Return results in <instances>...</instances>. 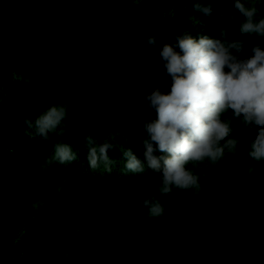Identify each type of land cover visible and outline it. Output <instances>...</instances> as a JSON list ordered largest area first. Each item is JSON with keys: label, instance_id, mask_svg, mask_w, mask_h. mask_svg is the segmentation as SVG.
<instances>
[{"label": "trees", "instance_id": "obj_1", "mask_svg": "<svg viewBox=\"0 0 264 264\" xmlns=\"http://www.w3.org/2000/svg\"><path fill=\"white\" fill-rule=\"evenodd\" d=\"M212 6L208 17L193 0H0V264H264V159L248 155L259 126L222 115L238 149L185 166L198 193L160 194L169 154L153 143L161 171L144 155V125L157 119L146 97L172 84L164 44L239 40L242 59L264 50V37L240 33L246 18L233 3ZM253 6L264 19V0ZM51 106L66 107L64 135L45 140L35 120ZM88 135L111 145L95 169ZM58 143L76 159L54 158ZM130 155L143 172L126 169ZM153 196L159 217L140 203Z\"/></svg>", "mask_w": 264, "mask_h": 264}, {"label": "clouds", "instance_id": "obj_2", "mask_svg": "<svg viewBox=\"0 0 264 264\" xmlns=\"http://www.w3.org/2000/svg\"><path fill=\"white\" fill-rule=\"evenodd\" d=\"M214 0H193L196 11L211 17ZM225 2V0H224ZM246 18L240 24L241 34H256L264 37V19L255 21L258 9L246 8L245 4L259 3L260 0H229ZM222 36L226 32H221ZM148 43L155 44V37H149ZM181 52L170 44H164L160 52L166 62L165 68L172 78L170 93L160 89L150 92L146 99L150 108L155 109L157 119L146 122L144 127L149 140H145L144 153L149 168L161 171L160 161L153 155V143L161 153L169 155L163 160L161 182L158 191L162 195L172 192L173 187L200 191L199 177L185 166L196 165L205 159L214 165L223 157L225 150L236 154L239 141L229 138L232 133L231 121L221 117L231 110L234 118H241L245 126H259L258 134L251 143L248 155L259 162L264 159V50L259 45L252 48L253 55L242 59L244 42L201 38L198 42L192 38H178ZM228 69V71H225ZM66 117V107L51 106L36 120L37 135L45 140L49 133L57 130L63 136L64 129L59 126ZM28 126L29 121L26 120ZM89 148V166L95 169L103 160L109 162L108 149L111 145L105 141L99 144L92 136H87ZM223 142V143H221ZM55 157L61 164L76 159L70 146L55 144ZM53 161H45L48 166ZM126 169L133 173L145 170L142 162L131 156ZM149 208V215L159 217L164 207L155 196L140 201Z\"/></svg>", "mask_w": 264, "mask_h": 264}]
</instances>
